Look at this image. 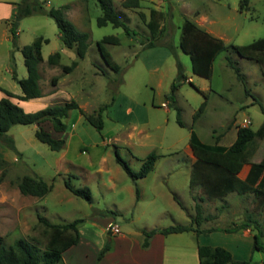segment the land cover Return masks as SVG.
Wrapping results in <instances>:
<instances>
[{
  "label": "rangeland",
  "instance_id": "1",
  "mask_svg": "<svg viewBox=\"0 0 264 264\" xmlns=\"http://www.w3.org/2000/svg\"><path fill=\"white\" fill-rule=\"evenodd\" d=\"M236 1L240 0H220V3H228L225 8V11L228 12V7ZM142 4L147 5L149 1ZM172 12L174 14L173 29L167 27V34L155 37L147 34L149 29L142 25L140 18L136 15L132 16L127 24L135 30L134 38L144 43L148 40H154L156 43L155 46L143 47L134 52L128 49L126 40L129 36L125 34L123 28L114 27L111 23L98 26L96 17L101 14L100 9H91V22H87L86 26L92 32L93 39L87 54L88 61L93 64L92 71L87 72L85 79L82 80L80 70H74L71 74V77L74 78L71 89L77 95L76 101L87 100L92 106H96L94 107L96 113L102 109L103 127L101 129L88 123L84 127L81 124L77 127L84 142H100L102 139L112 138L122 128L123 123L144 117L142 110L127 115L126 107L129 103L123 98L119 100V91L128 89V84L123 80L135 69V65L131 67L128 65L138 58L136 57L138 54L148 64L159 59L160 62L164 61L162 67L164 76L161 86H158L156 81L160 77L159 74H154L152 79H149L150 82L147 86L138 85L143 93L142 98L148 102L146 106L150 122L147 125L152 134L149 148H152V152L157 155L154 167L150 171L151 174L145 181L146 185H150L154 182V176L150 175L167 173L168 179L163 182L174 192L178 208L176 209L174 206L172 209L169 208V211L164 215L156 216V211L162 203L152 196V198L148 196L136 205H124L125 211L122 215L107 213L108 206H112V196L109 195V192L95 187L92 181L89 183L91 184L92 202L75 196L65 188V176L55 173L54 156L57 152L36 138L37 126L17 124L9 130V134L14 139V148L8 147L0 138V238L4 243L11 244L22 237L30 241L39 239L45 243L44 225L39 222L38 215L44 216L52 223L82 219L77 225L79 243H81L79 246L88 248V264H90L93 249L102 247L108 242L104 225L105 219L101 218L102 215L112 218L111 221L116 222L120 226V230L130 226L128 223L132 216L138 218L136 223L138 227L147 224H159L164 227L173 224L187 225L196 215L195 205L198 202L202 207V219L208 215L223 213L226 220L216 223L220 229L227 228L222 227L225 225L232 227V224L236 222H248L256 233V224L253 220H257L263 231L260 242L264 245V203L262 200L258 199L254 193L237 194L232 192L222 198L210 197L200 185L192 188L190 178L193 165L184 151V145L188 142L191 130L198 135L202 142L214 144L217 138L228 130L232 121L239 124L250 118L252 121L250 128L254 130L264 123V76L261 67L254 59L240 57L226 49L221 51L213 61L209 78L193 74L191 59L179 46L181 30L177 26L182 25V18L176 8ZM40 14L35 13L22 18L21 25L23 26V23L31 19H43ZM52 21L55 23L54 20ZM224 29L230 38V44L244 45L264 37V0H250L249 8L238 12L235 20H232L230 25ZM41 31H44L43 27ZM8 34L10 35L8 41L2 40L0 37V53L6 54L10 50L12 54L10 63L13 70L15 74L22 76L26 68L22 53L18 49L22 42H26L25 45L31 44L33 37L25 29L20 40L18 35L13 39L11 30ZM113 34L121 42L115 45L105 44V47L119 63L121 67L119 73L106 65L97 48L98 40L105 35ZM135 45L138 44L135 43ZM43 46L42 53L48 56L49 49L53 47V44L45 45L43 43ZM167 54L168 58H166ZM228 58L239 68L243 79L239 78L234 69L228 65ZM178 62L182 65L186 77V80L175 92V102L181 110L183 126L177 122V110L173 106L166 113L161 105H155L165 99L164 96H159L160 94L168 95L170 93L171 84L178 73ZM93 71L98 72V75L95 76ZM130 85L131 88L136 87L132 83ZM2 86L9 88L7 83ZM1 96L0 91V98ZM153 99L155 100L154 107L151 104ZM205 99L207 102L205 108L194 118V114ZM41 106L43 105L25 102L22 108L26 112H35L43 108ZM157 122L161 124L160 128L156 127ZM69 127L70 125L66 129L67 131ZM44 128L46 129V126ZM235 129L236 127L233 126L228 132L229 134L233 132L234 139ZM55 133L51 131L52 136L56 138ZM63 136L66 137V134L64 133ZM262 144L264 145V141H261ZM173 145L176 147L173 148ZM112 147L111 144L107 146V148ZM120 147L123 158L127 160V148L122 145ZM130 167L133 170L140 169L135 162ZM242 174L243 172H240L239 176ZM24 175L37 176L47 183H52L53 192L45 198L22 194L18 183ZM129 179L133 181L131 177ZM71 182L77 187H82L85 181L72 177ZM193 225L196 227V224ZM262 261H264V252L254 250L251 264H260Z\"/></svg>",
  "mask_w": 264,
  "mask_h": 264
},
{
  "label": "crops",
  "instance_id": "2",
  "mask_svg": "<svg viewBox=\"0 0 264 264\" xmlns=\"http://www.w3.org/2000/svg\"><path fill=\"white\" fill-rule=\"evenodd\" d=\"M19 1L20 0H0V37L2 40H10V35L8 34L10 31V24L7 21L12 19L14 16L17 3ZM43 1H46L45 6L47 8L65 6L64 14L66 18L69 19L79 30L89 34L88 49L85 56L83 58H79L75 48H68L64 45L60 39L56 22L54 21L55 23H53L52 20L54 19L47 15L40 14L43 16L41 17L43 19L28 20L26 23H23V26L21 25L22 22H20L17 28L19 40L21 39V35L25 29L32 34V42L42 37L47 39V41L44 42L45 45H49L51 43L53 44V47L49 49L50 52H48V56H45L42 53L44 49L43 44L41 47L42 61L39 64V88L42 95L38 98L30 100H20L16 96L11 97L12 101L19 104L20 106H23L25 102H28L43 105L41 107L44 108L49 105L75 100L77 95L75 91L71 89V85L74 81V78L71 77L72 72L74 70H80L81 77L83 78L82 80H84L85 74L89 72L93 66L92 62L88 61L87 57L93 39L92 32H90V30L87 28L86 23L91 22V9H100L102 14L98 0ZM112 1L115 8L121 12V14H123L128 22L133 15H136L141 19L142 25L147 28L148 22L151 20V10L154 9L160 12L161 17H157V35L167 34V27L173 29L174 14L172 10L176 8L180 14V17L182 18V25L186 19L191 20L195 22L202 30L215 38L221 39L225 44H230V38L224 28L230 25V22L235 20L237 13L241 11L239 8L240 1L233 2L232 6L228 7V12L225 11L228 3L222 4L220 3V0H138V7H124L122 6V2L124 0ZM145 1H149V4L143 5L142 3ZM99 16L96 17V20ZM182 25L177 26V28H180L181 30ZM42 27L44 31H41ZM147 34L151 35L150 30L147 31ZM25 43L26 42H22L19 48L23 47ZM126 43L128 49L133 50L134 52L144 47V42L136 40L134 36L128 37ZM135 43L138 45H135ZM18 50L21 52L20 49ZM55 52H59L60 54L59 61L55 65H49L48 58ZM111 56L112 59L119 65V63L114 59L113 55ZM136 57L138 58H136V60L131 65H128L129 67L135 65V69L132 71V73L126 76V79L123 80L124 83L128 84V89H122L119 91V100L120 98H123V100H126L129 103L126 107L127 115H131L134 112L136 113L137 110H142L144 117H141V120L134 119L123 123L121 126L122 128L116 134H114L112 138L108 137L106 140L102 139L100 142L86 143L78 133L77 127L79 124L83 125L84 127L87 123H90L85 119L80 109L85 113L92 114L96 113V108H94L96 106H92L87 100L83 102L75 100L79 108L71 109L68 116L63 120L66 124V129L68 125H70L69 130L67 131L65 129L62 132L55 133L57 135L56 138H61L64 140L62 149L56 151L57 153L54 156V162L56 164L55 173L58 175H64L65 179H70V182L72 177L83 179L85 181L83 185L87 187L89 186V189H91V184L89 183H92L93 181L95 187L101 188L104 192H109V195L112 196V206H108V209L113 211V214L115 213L116 215H122L125 211L124 205H136L138 202L144 200L148 196H152L154 199L161 201L162 205L157 209L156 216H162L169 211V208L172 209L174 206L176 209L178 208V203L173 197L174 192L172 189L166 187L163 182L164 180L168 179V174L162 173L150 175L154 176V182L150 185H146L145 181L149 174H151L150 172L145 177L138 179L137 186L139 189V196L137 198L135 183L130 181V177L128 176L127 172L117 162L115 156V150H118L119 154L123 158L122 152L120 151V146H125L127 148L126 154L128 159L126 161L128 164L131 165L135 162L140 168L144 159L150 153H154L152 152V148H149V140L151 139L152 134L147 125L150 122L149 117L147 116L146 105L148 102L142 98L143 93L140 91L138 85L143 84L144 86H147L150 82L149 79L151 80L154 74H159L160 77L156 81L157 85L161 86L164 76L162 71L164 61L161 60L160 62L159 59L148 64L144 58H142V56H139V54ZM168 57L169 55L167 54L166 58ZM11 58L12 54L10 50L6 54L0 53V87L4 88L2 85L7 83L9 88L4 89L10 91L14 95H22V89L17 80L14 79V75H16L18 79L25 78L27 76V69L22 73V76L15 74L13 66L10 63ZM22 58L24 63V57ZM74 61L77 62L75 68L69 73H64L62 67L64 65H69V62L72 64ZM93 74L97 76L98 72L93 71ZM53 77H57L55 84H52L51 82ZM131 83L136 87L131 88ZM0 91L3 96L4 92L2 90ZM166 95L167 94L159 95L164 96L165 98L160 104H155L154 99L151 100V104L152 106L154 104L161 105L163 110L167 113L170 110L171 103L167 99ZM206 104L207 102L205 99V106ZM251 123L252 121L250 118H247L239 124L236 121H232L228 130L225 131L222 136H219L216 141L220 145L230 146L236 139L237 129L239 127H250ZM45 126L50 132H55L51 122H45L44 127ZM233 126L236 127L235 139L233 137V132L232 134L228 133L233 128ZM156 127L160 128L161 124L157 122ZM64 133L66 134V137L63 136ZM189 139L184 145V151L190 159L191 165H193L195 162V156L191 149ZM261 141L263 142L264 138L257 142L256 148L250 156V162H259L263 158L264 145H261ZM119 143L122 144L120 145ZM109 144L113 145V147L107 148ZM174 147L176 146L173 145V148ZM249 169L250 164L244 165L241 171L243 174L240 175L242 179L246 178ZM71 184L73 183L71 182ZM65 188L68 189L66 186ZM53 189L54 188H52V190L45 196L47 197L49 194H51ZM45 196L40 198H45ZM223 216V213L208 215V217H204L201 220L199 227L200 230L205 231L210 228H218V230H212L209 232L201 231L199 233L194 231H184L169 234L156 233L148 239V244L144 245V230L149 231L154 228H164V226L159 224H147L146 222L147 225L144 224L145 226L138 227L136 225L138 218L132 216V219L128 223L130 226H128L126 229H121L119 234H114L108 230V227L117 223L111 221L112 218L102 215L101 218L103 220L105 219L104 225L105 232L108 236V242L102 247H96L93 249L91 253L92 255L90 256V258H92V262L90 264H200L198 258L199 245L224 247L231 252L235 260H249L252 263L255 250L253 249V236L255 232L252 226H247L234 232L223 231L219 228L220 226L216 225V223L226 220ZM237 224L240 223H233L232 227ZM222 227L229 228L231 226L225 225ZM80 244L81 243L78 241L77 244L69 247L62 254V260L60 261V264H88L89 250H87L88 248H81L79 246ZM260 264H264V261H262Z\"/></svg>",
  "mask_w": 264,
  "mask_h": 264
},
{
  "label": "trees",
  "instance_id": "3",
  "mask_svg": "<svg viewBox=\"0 0 264 264\" xmlns=\"http://www.w3.org/2000/svg\"><path fill=\"white\" fill-rule=\"evenodd\" d=\"M250 0H240V10L249 8ZM102 14L97 18L98 26H104L111 23L114 27L123 28L126 35L129 37L135 36L136 32L128 24V20L119 12L112 0H98ZM124 7H138V0H124ZM65 6L50 7L45 6L42 0H21L17 3V8L12 19L7 22L10 24V30L13 39L17 35V28L20 20L26 16L41 13L54 19L58 26L59 36L64 45L68 48H75L79 58H83L88 49L89 34L79 30L64 14ZM161 13L152 9L151 20L148 22V28L151 36H157L156 30L158 27V18ZM47 39L42 37L36 39L31 44L24 45L20 48L24 57V63L27 69V76L18 79L14 75L20 85L23 94L14 95L10 91L0 87L4 95L0 98V138L8 147L14 148V139L9 134L12 126L21 125H36V138L45 143L51 150L59 151L64 145V140L55 138L51 132L44 128V123L49 121L55 132H62L66 129L64 118L69 114V111L74 108H79L75 100L64 103H57L46 106L35 112H26L22 106L12 101L11 97L16 96L20 100H30L40 97L41 90L39 88V64L42 61L41 47ZM120 39L115 35H105L97 41V48L100 55L107 66L119 73L121 67L112 59L111 54L106 49L105 44H118ZM154 40H148L143 43L144 47L155 46ZM179 46L181 50L188 54L191 59V69L194 74L209 78L212 72V64L216 56L223 50L229 49L240 57L254 59L259 63L264 75V37L253 40L244 45L225 44L221 39L215 38L202 30L197 24L186 19L181 27V37ZM60 58L59 52L51 54L48 58L49 65H55ZM228 65L234 69L238 77L243 79L239 68L234 62L228 58ZM77 62L74 61L70 65H64L62 70L64 73L71 72ZM178 73L171 84L170 93L167 99L171 106L177 110V122L183 126L181 120L180 108L175 102V92L183 81L184 76L182 65L178 62ZM57 77H53L51 82L55 84ZM205 101L202 102L199 109L194 114V118L203 110ZM101 110L97 113L88 114L80 109L85 119L97 129H101L103 121ZM264 111V109H263ZM264 138V124L257 130L250 127H239L237 136L230 146L218 144H207L200 140L198 135L191 130L189 143L195 162L193 164L190 186L196 187L200 185L210 197H224L232 192L237 194L254 193L264 203V156L259 162H250V156L256 148L257 142ZM117 162L124 168L127 174L131 177L136 186V197L139 196L137 180L145 177L154 167L157 155L150 153L143 161L139 170H133L128 162L121 157L118 150H115ZM250 164L249 172L245 179H242L239 174L244 165ZM65 186L75 195L81 197L88 202L92 200V194L87 186L77 187L71 184L70 179L66 178ZM20 192L24 195L36 197H44L53 188L52 183H47L40 177L24 175L18 183ZM175 199L176 196H174ZM196 215L192 218L190 224H176L164 228H154L149 231L144 230L145 242L148 244V239L156 233L169 234L184 231H194L199 233L218 230V228H210L200 230L202 220V207L197 202ZM107 213H113L108 210ZM38 220L44 225L43 235L45 243L39 239L32 241L26 238H18L11 244H6L0 238V264H57L62 260V254L72 245L79 241V233L77 229L78 223L82 219H75L64 223H52L44 216L38 215ZM256 224L257 232L253 236V249L264 252V245L260 242L263 236V231L257 220H253ZM196 224V227L193 225ZM250 226L248 222H242L233 227L222 228L226 232H234L241 228ZM198 258L200 264H251L249 260L237 261L233 258L231 252L221 246H198Z\"/></svg>",
  "mask_w": 264,
  "mask_h": 264
},
{
  "label": "built area",
  "instance_id": "4",
  "mask_svg": "<svg viewBox=\"0 0 264 264\" xmlns=\"http://www.w3.org/2000/svg\"><path fill=\"white\" fill-rule=\"evenodd\" d=\"M108 230L114 234L120 233V227L117 224H112L108 227Z\"/></svg>",
  "mask_w": 264,
  "mask_h": 264
}]
</instances>
